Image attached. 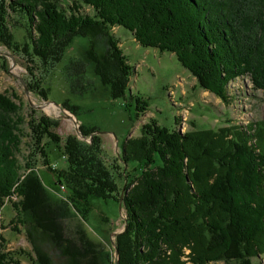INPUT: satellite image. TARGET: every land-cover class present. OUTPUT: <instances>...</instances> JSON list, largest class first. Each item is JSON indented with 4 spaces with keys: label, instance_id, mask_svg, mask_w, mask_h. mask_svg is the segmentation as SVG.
<instances>
[{
    "label": "trees",
    "instance_id": "16d2710c",
    "mask_svg": "<svg viewBox=\"0 0 264 264\" xmlns=\"http://www.w3.org/2000/svg\"><path fill=\"white\" fill-rule=\"evenodd\" d=\"M72 4L0 0V45L12 56L25 58L27 89L44 100L49 89L42 75L62 60L76 37L88 38L89 47L85 60L73 58L64 68L70 92L94 90L87 78L90 63L109 97L125 98L133 73L111 32L115 26L130 31L139 46L171 52L196 77L199 89L227 106L236 96H249L244 82L234 88V95L228 89L241 78L250 79L253 93L264 95V0ZM82 6H90L93 15L82 13ZM20 24L27 29L24 44L13 37L12 27ZM129 98L137 104V118L146 112V101ZM61 106L76 116L74 106ZM30 110L25 123L20 106L0 94V208L5 199L17 196L12 206L33 245L36 264L57 263L35 244V237L55 250L59 264L112 262L108 250L84 227L94 197L121 202L125 210V227L114 240L119 253L115 264H253L264 256V119L185 133L162 128L153 119L138 137L126 138L119 158L108 162L95 130L80 124L91 142L73 134L62 142L54 132L58 120L37 117V111ZM26 124L31 161L23 166L18 158ZM50 143L61 152L64 168H51L46 150ZM36 156L55 174L67 197L47 191L35 167ZM74 218L79 222L71 229ZM18 255L0 250V264H21Z\"/></svg>",
    "mask_w": 264,
    "mask_h": 264
},
{
    "label": "rangeland",
    "instance_id": "374dc122",
    "mask_svg": "<svg viewBox=\"0 0 264 264\" xmlns=\"http://www.w3.org/2000/svg\"><path fill=\"white\" fill-rule=\"evenodd\" d=\"M75 1L64 0V3L72 6V2ZM81 12L93 15L90 6H82ZM13 21H11L12 24ZM12 31L14 40L24 44L27 34L26 25L20 24V26L12 27ZM111 32L118 37L119 46L132 68L133 75L125 98L111 99L108 94L109 90L101 85L90 63L87 65V78L94 85V90L87 91L83 95L70 92L64 68L73 58L85 60V51L89 47L88 38L77 37L64 51L62 60L55 64L49 73L42 75L44 87L49 89L47 100L28 91V65L25 58L19 55L13 56L14 59H12L11 52L0 45L1 53L11 55H0V94L7 95L16 105L20 106L21 116L25 123L30 119L31 108L37 111L35 115L37 117L47 115V118L51 120H58L59 127L54 132L60 136L62 142L70 134L76 135L77 125L73 118H69L73 116L78 125H85L87 129L98 132L94 136L99 135L103 141L102 147L108 162L119 158L121 146L126 138L138 137L141 127L153 119L162 128L180 130L182 133L194 128L217 129L220 125L224 126L233 122L247 124V122L264 119V95L262 91L258 93L251 91L249 78L247 80L241 78L229 83L228 89L231 95L235 94L234 88L240 89L243 82V90L247 93L249 91L250 94L244 98L236 96L233 104L227 106L208 90L199 89L196 77L190 75L171 52L162 53L156 48L139 46L134 41L132 33L121 27L115 26ZM130 96L140 97L149 104L146 112L138 118L135 110L137 104L134 100H130ZM47 101L57 105L68 102L70 106L76 108L77 117L73 112L64 110L62 106L60 108L51 103L43 109L38 108ZM24 134L26 138L21 147L23 153L18 158L23 166L26 165V161L29 160L27 157L31 154L29 144L32 140L29 137L27 124ZM45 142L49 143L47 139ZM87 142H91V139ZM46 150L49 153L48 157L53 170H55L53 165L59 169L66 166L61 152L53 143L48 144ZM33 160H35L39 178L43 180L47 191L54 197L55 195L67 197L69 193L60 189L55 174L50 172L42 159L36 156ZM129 168L130 173H133L134 168L132 166ZM17 201L16 195L8 200L5 199L4 205L0 208V250L18 253L16 258L20 259L21 264H36L33 245L29 242L22 225L18 224L16 211L12 206V202ZM90 203L92 211L89 212L84 227L92 240L100 242L108 250L109 260L112 261L108 264H115L113 242L116 236L114 234L121 232L125 227V210L122 207L121 213L119 203L111 199L103 201L94 197L90 199ZM72 220L69 225L71 229H74L79 220L76 218ZM34 240L36 245L51 254L57 264L60 263L55 250L43 242L42 238L35 237ZM213 264L225 263L216 261ZM253 264H264V256L253 260Z\"/></svg>",
    "mask_w": 264,
    "mask_h": 264
},
{
    "label": "water",
    "instance_id": "95a60500",
    "mask_svg": "<svg viewBox=\"0 0 264 264\" xmlns=\"http://www.w3.org/2000/svg\"><path fill=\"white\" fill-rule=\"evenodd\" d=\"M0 55H9V54H7V53H1L0 52ZM9 56H11V55H9ZM11 58L12 59H14V57L13 56H11ZM14 63V62H13ZM26 92H27V90H26ZM54 104L53 102H44V104H42L41 106H39L38 108L39 109H43L47 104ZM55 106H57V107H60L61 108V105L60 104H54ZM69 116V115H68ZM69 118H73V121H74V123H75V125H77V130H76V135H77V137L79 138V139H81V140H87L88 141V139L85 137V136H83V134L81 133V129H80V125H78L77 124V120H75V118L72 116H69ZM98 133V132H97ZM97 133H94L93 135H95V134H97ZM92 135V136H93ZM119 207H120V209H121V213H122V207H121V202L119 203ZM120 213V214H121ZM123 230V229H122ZM121 230V231H122ZM119 233H121V232H119ZM119 233H116V234H114L115 236H117ZM113 248H115V245H114V242H113ZM118 251H117V248H115V253H114V255H115V260L117 261V259H118Z\"/></svg>",
    "mask_w": 264,
    "mask_h": 264
},
{
    "label": "built area",
    "instance_id": "2783aa9c",
    "mask_svg": "<svg viewBox=\"0 0 264 264\" xmlns=\"http://www.w3.org/2000/svg\"><path fill=\"white\" fill-rule=\"evenodd\" d=\"M53 168L56 169V165H53ZM61 190H63V187H60Z\"/></svg>",
    "mask_w": 264,
    "mask_h": 264
}]
</instances>
